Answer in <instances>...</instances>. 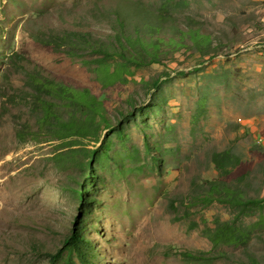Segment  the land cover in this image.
Masks as SVG:
<instances>
[{
    "label": "rangeland",
    "instance_id": "obj_1",
    "mask_svg": "<svg viewBox=\"0 0 264 264\" xmlns=\"http://www.w3.org/2000/svg\"><path fill=\"white\" fill-rule=\"evenodd\" d=\"M65 30L110 55L39 41ZM33 74L89 90L109 126ZM215 179L264 198V0H0V264H53L77 219L90 264H264V203H196ZM218 219L249 242L215 247Z\"/></svg>",
    "mask_w": 264,
    "mask_h": 264
},
{
    "label": "trees",
    "instance_id": "obj_2",
    "mask_svg": "<svg viewBox=\"0 0 264 264\" xmlns=\"http://www.w3.org/2000/svg\"><path fill=\"white\" fill-rule=\"evenodd\" d=\"M162 16V15H159ZM119 22L123 24V20L118 18ZM151 19V18H147ZM40 40L46 46H57V47H73L81 46L83 49H89L91 52L103 54L104 57L110 55V50L101 49L103 46L95 37L88 32H82L77 30H65L62 33L54 32L53 34H48L42 32L39 34ZM125 36L123 34L119 35V41L122 42ZM78 53V52H75ZM119 54L123 55L125 52H120ZM126 57V56H124ZM15 61L19 63L27 60L23 56L17 54L14 57ZM29 61V60H28ZM20 62V64H21ZM23 67L24 64H22ZM26 69V68H23ZM35 85L38 87H42L43 89H47L49 93H52L56 96L61 95H69L71 101L73 99L81 101L82 104H87L89 106L90 111H95L94 115L98 114L105 122V126H109L108 119L106 118L102 106H100L95 98L91 96L89 90H83L81 92L68 87L63 84H55L52 81H42L36 74L32 75ZM76 92L78 97L73 96L72 93ZM56 119L60 124V128L62 129L65 135H85L86 131L90 132V128H77L76 124L73 121H64L61 117H59L56 112L52 110L47 111V119ZM90 122H92L90 120ZM99 127V125L97 126ZM107 150L106 142H103L101 146L92 150L91 153L95 156L96 153L103 152V150ZM229 157L230 152H224L217 154L215 156V162H217L219 168L222 167L220 164V158ZM93 159V158H92ZM204 191L202 194H198V196L194 197L193 200L197 203H205L210 204L212 202H220L229 204L235 208H240L245 211L249 207H259L264 203V198H252L245 195L243 190L239 185H236L229 181H223L220 179L209 180L205 182ZM195 192V189L193 190ZM83 198V195H81ZM252 229L249 227H243L241 225L236 224L233 221H221L216 220L213 227H207L205 234L209 238V240L213 243L215 247H219L220 245H242L247 244L251 238ZM93 246L89 240L83 234V228L79 225V221L77 219L74 231L71 235L65 238L63 245L58 251L52 254V263L55 264L57 261L64 255L65 252H68L70 259L76 256L82 264H90L89 257L92 255ZM184 255L190 260L200 261L202 258L199 255L194 253H184ZM257 264L255 260H252Z\"/></svg>",
    "mask_w": 264,
    "mask_h": 264
},
{
    "label": "bare ground",
    "instance_id": "obj_3",
    "mask_svg": "<svg viewBox=\"0 0 264 264\" xmlns=\"http://www.w3.org/2000/svg\"><path fill=\"white\" fill-rule=\"evenodd\" d=\"M1 167L3 168V164H2V166H1ZM1 173H2V172H1ZM3 175H4V174H3ZM10 180H12V179H10ZM6 182H7V180H6V181H4V183H2V184H1V187H0V192H1V191H3V189L5 188V186H6L5 184H6ZM1 193H2V192H1ZM31 208H32V207H31Z\"/></svg>",
    "mask_w": 264,
    "mask_h": 264
}]
</instances>
